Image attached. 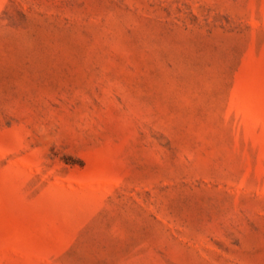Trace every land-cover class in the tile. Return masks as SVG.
<instances>
[{"label":"rangeland","instance_id":"rangeland-1","mask_svg":"<svg viewBox=\"0 0 264 264\" xmlns=\"http://www.w3.org/2000/svg\"><path fill=\"white\" fill-rule=\"evenodd\" d=\"M0 264H264V0H0Z\"/></svg>","mask_w":264,"mask_h":264}]
</instances>
